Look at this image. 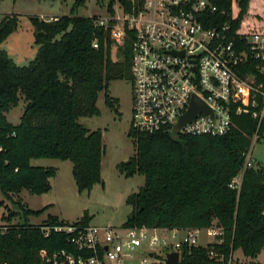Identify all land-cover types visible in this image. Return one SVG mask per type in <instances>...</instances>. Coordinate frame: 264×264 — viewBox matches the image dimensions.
<instances>
[{
  "label": "trees",
  "instance_id": "obj_1",
  "mask_svg": "<svg viewBox=\"0 0 264 264\" xmlns=\"http://www.w3.org/2000/svg\"><path fill=\"white\" fill-rule=\"evenodd\" d=\"M84 0H75V6ZM217 6L214 18L230 21L232 31L249 0H236L238 15L231 16L232 0H211ZM118 2L131 10L130 0H107L106 9L115 12ZM18 14L7 12L0 18V41L18 24ZM36 55L27 64H17L0 49V194L17 204L20 211L2 217L10 222L21 212L38 215L17 197L22 189L40 195L51 189L53 166L32 165L34 158H57L72 162V176L79 192L90 191L102 182V133L79 123L82 116L99 114V92L116 110L118 101L107 93L109 81L131 80L133 31L127 29L118 47L121 58L111 57L109 27L97 23L98 15L74 12L45 18L29 15ZM97 42V46L93 45ZM250 62V58L247 63ZM24 100L17 124L6 112ZM234 127L220 136L142 132L129 128L135 154L117 164L125 177L144 176V184L129 194L130 207L123 227L206 228L213 222L223 229L221 242L205 246L183 245L180 264H228L233 252L254 258L264 249V164L244 166L245 154L255 132L264 139V119L259 126L249 114L233 117ZM241 171L239 188L229 186ZM70 222L49 215L38 225L23 222L0 225V264H37L38 250H70L69 234L42 228ZM89 223L86 212L74 221ZM213 252V255L210 254Z\"/></svg>",
  "mask_w": 264,
  "mask_h": 264
},
{
  "label": "built area",
  "instance_id": "obj_2",
  "mask_svg": "<svg viewBox=\"0 0 264 264\" xmlns=\"http://www.w3.org/2000/svg\"><path fill=\"white\" fill-rule=\"evenodd\" d=\"M130 1L131 10L119 5V11L98 17L97 23L109 27L112 40L123 41L127 29L133 31L131 128L148 133L220 136L234 127L233 117L238 114H249L259 126L264 119V27L243 29L239 25L232 31L230 21L215 20L217 6L211 0ZM193 97L209 111L197 112L178 128ZM258 137L255 132L252 142ZM255 164L250 147L244 166ZM240 179L241 171L229 186L238 189ZM148 229L159 228L123 227L118 231L108 225L74 222L44 227L45 236L51 230L68 233L71 248H41L37 264H127L143 240L149 248L168 244L164 236H148ZM202 229L214 238L212 242H221L223 229L213 222L206 228H186L182 236L172 232L171 237L178 239L173 250L180 255L183 245H197Z\"/></svg>",
  "mask_w": 264,
  "mask_h": 264
},
{
  "label": "rangeland",
  "instance_id": "obj_3",
  "mask_svg": "<svg viewBox=\"0 0 264 264\" xmlns=\"http://www.w3.org/2000/svg\"><path fill=\"white\" fill-rule=\"evenodd\" d=\"M107 0H84L75 6V0H0V18L4 13L15 12L18 14V24L4 40L0 41V49H4L17 64H27L36 55L38 44L34 40L33 26L29 15L37 14L45 18H55L56 15L70 12L93 15L105 18L109 16ZM116 12L119 11L118 2L114 3ZM263 8V9H262ZM264 0H249L247 10L240 18L243 29L246 26L264 27ZM239 6L236 0H232L231 15L237 16ZM259 20V21H258ZM261 22V23H259ZM122 40H112L111 57L119 60L121 56L118 47ZM107 93L118 101L116 110L105 103V91L98 94L96 105L98 115L82 116L78 118L80 124L90 130L99 129L102 133L104 152L101 160L102 182L96 183L91 190L79 192L72 176V162L57 158H34L32 165H46L56 167L57 172L51 178V189L40 195L32 194L22 189L17 197L26 207L34 210H42L38 215H26L21 212L14 216L10 222L2 217L11 212L20 211L17 204L0 194V225L28 222L38 225L46 220L49 215L56 216L60 220L74 222L86 212L89 216V224L97 226H112L118 231L123 230V222L130 211L126 204V197L138 190L144 184V176L135 174L130 177L123 176L117 169V164L126 161L135 154V146L128 135L131 127L132 86L131 80L113 79L109 81ZM24 100L21 98L18 104L6 112L9 122L17 124L24 110ZM251 157L256 164H264V139L252 142ZM184 231H178L182 236ZM156 234L159 238L164 236L168 240L166 246L158 243L152 248L148 247L147 240L141 242V246L135 251L134 259L127 264H164V256L173 250L172 244L178 240L171 237V232L152 229L147 230V235ZM214 241L202 229L197 236V245L205 246ZM152 253V256H150ZM144 260L143 263H140ZM232 264H264V249L254 258L246 257L240 249H236L232 255ZM180 264V263H179Z\"/></svg>",
  "mask_w": 264,
  "mask_h": 264
},
{
  "label": "water",
  "instance_id": "obj_4",
  "mask_svg": "<svg viewBox=\"0 0 264 264\" xmlns=\"http://www.w3.org/2000/svg\"><path fill=\"white\" fill-rule=\"evenodd\" d=\"M199 111L208 112L209 110L196 97H193L191 100L189 110L180 117L177 123V127L180 128L185 123L189 122ZM178 137H179L178 133H174L172 135L173 139H177ZM150 256H152V253H150ZM179 263H180V255L178 251L171 250L165 253L164 264H179Z\"/></svg>",
  "mask_w": 264,
  "mask_h": 264
},
{
  "label": "crops",
  "instance_id": "obj_5",
  "mask_svg": "<svg viewBox=\"0 0 264 264\" xmlns=\"http://www.w3.org/2000/svg\"><path fill=\"white\" fill-rule=\"evenodd\" d=\"M263 9V8H262ZM262 12H264L263 10H262ZM53 15H58V14H51V15H49V16H53ZM259 21V20H258ZM259 23H261V22H259ZM40 166H46V165H40ZM157 230H161V231H164V228H159V229H157ZM168 232H177L178 233V231H184V229H168L167 230Z\"/></svg>",
  "mask_w": 264,
  "mask_h": 264
}]
</instances>
